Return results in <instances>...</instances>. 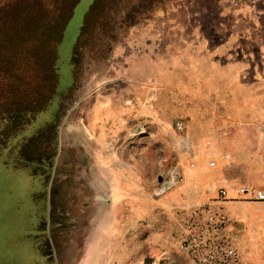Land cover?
Returning a JSON list of instances; mask_svg holds the SVG:
<instances>
[{
  "label": "rangeland",
  "instance_id": "rangeland-1",
  "mask_svg": "<svg viewBox=\"0 0 264 264\" xmlns=\"http://www.w3.org/2000/svg\"><path fill=\"white\" fill-rule=\"evenodd\" d=\"M28 2L35 0H0V28ZM90 2L76 7L59 49L61 101L39 118L59 114L52 176L62 190L61 211L46 214L42 199H34L44 191L40 184L0 161V264H39L42 216L44 247L52 254L44 264H192L173 240L146 244L147 230L138 245L124 239L85 246L83 215L69 213L73 177L60 169L74 158L67 149L83 138L73 127L83 130L86 117V124L103 121L109 143H140L143 204L169 168L182 182L156 200L186 192L187 207H196L225 189L242 264H264V203L236 192L264 190V0H114L104 7L102 25L79 39Z\"/></svg>",
  "mask_w": 264,
  "mask_h": 264
},
{
  "label": "trees",
  "instance_id": "trees-1",
  "mask_svg": "<svg viewBox=\"0 0 264 264\" xmlns=\"http://www.w3.org/2000/svg\"><path fill=\"white\" fill-rule=\"evenodd\" d=\"M46 1V5L37 0L28 2L22 13L0 28V161L8 168L25 171L28 178L40 184L44 191L34 199H42L47 214L54 205L53 194L59 190L52 177L59 114L44 116L50 117L47 122L39 118L57 100L61 101L57 91L59 49L82 0ZM111 1L114 0H91L78 31L79 39L102 25L100 19L108 14L104 7ZM78 46L80 40L75 51L71 50V66L76 65ZM44 222L45 217H40V236L35 243L36 252L43 257L39 264L52 259L44 244Z\"/></svg>",
  "mask_w": 264,
  "mask_h": 264
},
{
  "label": "crops",
  "instance_id": "crops-1",
  "mask_svg": "<svg viewBox=\"0 0 264 264\" xmlns=\"http://www.w3.org/2000/svg\"><path fill=\"white\" fill-rule=\"evenodd\" d=\"M85 124L83 130L73 127L83 140L73 143L74 149H67L74 151V158L68 164L63 161L60 169L61 174L73 177L71 183L69 178L67 186L68 207H71L69 213L73 209L75 213L83 215L85 246L121 245L118 240L124 239L131 245H138L141 232L146 230L147 236L143 239L148 245L174 242V215L178 209L188 206L187 193L167 195L156 200L152 192H149L145 193L143 204V172L139 165L138 151L140 143H109L105 138L103 121L94 125ZM58 191L53 194L54 205L49 209L52 214L61 211L58 212V202L63 194L62 190ZM175 198L178 201H174L173 205L171 201ZM145 218L147 225L141 223ZM55 257L58 260L57 255Z\"/></svg>",
  "mask_w": 264,
  "mask_h": 264
},
{
  "label": "built area",
  "instance_id": "built-area-1",
  "mask_svg": "<svg viewBox=\"0 0 264 264\" xmlns=\"http://www.w3.org/2000/svg\"><path fill=\"white\" fill-rule=\"evenodd\" d=\"M176 128L182 131L183 126L178 124ZM158 178L160 180L152 190L155 197L165 196L182 182L177 168L160 172ZM236 192L244 200L264 203V190L239 188ZM226 196L225 189H220L215 202L175 212L174 242L192 264H242L236 237L224 211Z\"/></svg>",
  "mask_w": 264,
  "mask_h": 264
}]
</instances>
